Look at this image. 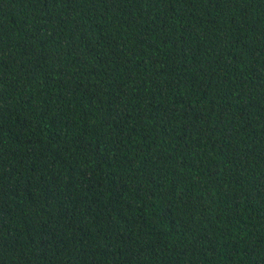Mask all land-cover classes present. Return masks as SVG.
<instances>
[{
  "label": "trees",
  "instance_id": "1",
  "mask_svg": "<svg viewBox=\"0 0 264 264\" xmlns=\"http://www.w3.org/2000/svg\"><path fill=\"white\" fill-rule=\"evenodd\" d=\"M0 264H264V0H0Z\"/></svg>",
  "mask_w": 264,
  "mask_h": 264
}]
</instances>
